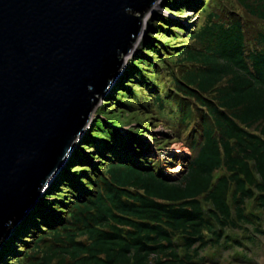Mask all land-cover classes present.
Masks as SVG:
<instances>
[{
    "label": "trees",
    "instance_id": "obj_1",
    "mask_svg": "<svg viewBox=\"0 0 264 264\" xmlns=\"http://www.w3.org/2000/svg\"><path fill=\"white\" fill-rule=\"evenodd\" d=\"M233 1L260 24L257 29L249 30L230 10L226 20L215 16L188 34L191 46L158 58L166 71L171 58L182 62L179 76L166 72L163 85L173 93L176 122L188 129L181 170L168 179L141 156L136 142L114 133L117 158L102 157V168L88 166L83 173L92 177L70 190L71 201L45 202L54 220L42 215L47 231L35 230L30 248L14 263L198 264L209 247H239L261 233L264 0ZM152 97L162 110L163 98Z\"/></svg>",
    "mask_w": 264,
    "mask_h": 264
},
{
    "label": "water",
    "instance_id": "obj_2",
    "mask_svg": "<svg viewBox=\"0 0 264 264\" xmlns=\"http://www.w3.org/2000/svg\"><path fill=\"white\" fill-rule=\"evenodd\" d=\"M155 0H0V240L63 163Z\"/></svg>",
    "mask_w": 264,
    "mask_h": 264
},
{
    "label": "rangeland",
    "instance_id": "obj_3",
    "mask_svg": "<svg viewBox=\"0 0 264 264\" xmlns=\"http://www.w3.org/2000/svg\"><path fill=\"white\" fill-rule=\"evenodd\" d=\"M154 4L143 15L142 32L132 43V50L127 55H120V72L112 86L104 96H96L100 99L90 112L80 140L74 143L57 174L34 199L35 207L29 216L18 217L0 241V264H16L12 260L20 258L18 253L23 248H30L29 237L35 230L40 231L38 235L45 234V225L39 221L42 215L45 213L54 220L53 212L45 210L46 201H71L70 190L77 191L78 183L82 184L84 178L90 179V175L83 173H88V166L91 168L97 164L102 168L106 162L102 157L107 161L117 158L119 145L110 139L114 133H119L123 141L128 138L136 142L141 156L150 166L158 168L161 175L175 177L188 157L185 138L188 129L184 131L176 122L177 109L171 105L170 97L173 93H167L163 85L167 82L166 72L179 76L182 62L171 58L172 63L166 71L160 69L158 58L165 50L174 54L180 51L179 46H191L190 40H185L188 34L215 16L226 20L230 10L234 12L232 16L243 18L249 30L260 25L253 17L245 15L233 0H156ZM171 37L173 40L170 41ZM156 73L157 81L153 84ZM152 92L158 93L160 100L163 98L162 110L153 103ZM145 105L146 110L141 108ZM61 211L63 209H59ZM258 227L261 233L253 234L251 241L241 240V247L205 249L198 264H264V220ZM236 234L240 237L239 233Z\"/></svg>",
    "mask_w": 264,
    "mask_h": 264
},
{
    "label": "clouds",
    "instance_id": "obj_4",
    "mask_svg": "<svg viewBox=\"0 0 264 264\" xmlns=\"http://www.w3.org/2000/svg\"><path fill=\"white\" fill-rule=\"evenodd\" d=\"M156 1V0H155ZM155 3V2H154ZM154 3L149 7V9H151V7L154 5ZM148 9V10H149ZM147 10V11H148ZM146 11V12H147ZM145 12V13H146ZM145 13L143 14V15H145ZM143 15H142V17L140 18V31H139V34L142 32V28H143ZM141 20H142V22H141ZM139 34H138V36H139ZM138 36L135 38V40L138 38ZM134 40V41H135ZM133 41V42H134ZM132 42V43H133ZM132 43H131V46H130V49H129V51L127 52V54L132 50ZM127 54H125V55H127ZM120 68V67H119ZM119 69H118V71H117V73L119 74ZM117 74V75H118ZM116 75V76H117ZM115 78V77H114ZM114 78H113V80H114ZM113 80L107 85V87H106V89L104 90V92L100 95V96H98V97H102V96H104V94H105V92L108 90V88H110L111 86H112V83H113ZM100 98H98L97 99V101L99 100ZM97 103V102H96ZM95 103V104H96ZM95 104H94V106H95ZM93 106V107H94ZM93 107H91V110H92V108ZM91 110H90V112H91ZM90 112H89V115H88V117H87V119H86V122H85V124H84V126H83V130L79 133V135L74 139V141H73V143H72V145H71V149H70V151H69V153L66 155V157L64 158V160L70 155V153H71V151H72V148H73V146H74V143L76 142V141H78V140H80V137L83 135V133H84V131H85V129L87 128V123H88V121H89V117H90ZM188 155V154H187ZM64 160H63V162H64ZM63 165V163L59 166V168L61 167ZM59 168H58V170H59ZM58 170L52 175V176H50V178L48 179V181L46 182V184H44V186L37 192V194H35V196L33 197V199L31 200V205H34V199L35 198H38L39 197V195H40V192L46 187V185L53 179V177L57 174V172H58ZM168 179H173L174 178V176L173 177H167ZM35 206H33L32 208H34ZM31 208V209H32ZM31 209H30V211H28V213H23V214H21V215H19L18 217L19 218H22V217H24V215H28L30 212H31ZM17 217V218H18ZM15 219L14 221H12V223L9 225V228H8V230H7V233H8V231H9V229H10V227L13 225V223L15 222V221H18V219ZM7 233H6V235H7ZM1 241V240H0Z\"/></svg>",
    "mask_w": 264,
    "mask_h": 264
},
{
    "label": "bare ground",
    "instance_id": "obj_5",
    "mask_svg": "<svg viewBox=\"0 0 264 264\" xmlns=\"http://www.w3.org/2000/svg\"><path fill=\"white\" fill-rule=\"evenodd\" d=\"M153 6H155V4H154ZM153 6H152L151 8H153ZM150 10H151V9H150ZM124 58H125V57H124ZM82 130H83V127H82L81 131H82ZM81 131H80V132H81ZM74 139H75V138H74ZM74 139H73V140H74ZM171 177H173V176H171ZM42 191H43V190H42Z\"/></svg>",
    "mask_w": 264,
    "mask_h": 264
}]
</instances>
